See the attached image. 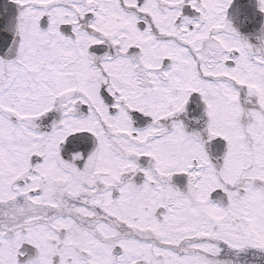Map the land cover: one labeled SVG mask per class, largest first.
<instances>
[{"label": "snow or ice", "instance_id": "6c2138e0", "mask_svg": "<svg viewBox=\"0 0 264 264\" xmlns=\"http://www.w3.org/2000/svg\"><path fill=\"white\" fill-rule=\"evenodd\" d=\"M0 264H264V0H0Z\"/></svg>", "mask_w": 264, "mask_h": 264}]
</instances>
